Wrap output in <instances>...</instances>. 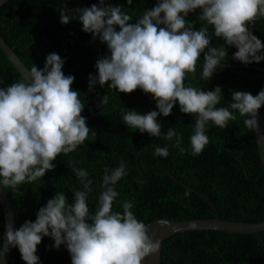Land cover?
Here are the masks:
<instances>
[{"label":"clouds","instance_id":"obj_1","mask_svg":"<svg viewBox=\"0 0 264 264\" xmlns=\"http://www.w3.org/2000/svg\"><path fill=\"white\" fill-rule=\"evenodd\" d=\"M132 4L133 0H127L129 7ZM127 9L108 0L91 7L68 9L66 4L59 9L61 24L77 20L93 41L98 39L107 47L108 54L95 64L96 74L89 75V93L96 85H107L119 93L140 89L150 94L157 110L141 114L128 109L122 115L129 128L152 137H160L159 117L170 116L178 102L182 113L195 115L190 136L193 156L209 144L210 123L227 128L238 114L250 132H260L264 90L255 96L233 91L230 104L217 107L224 99L220 86L205 91L186 85L185 80L189 74L195 79L201 54L200 78L204 81H210L225 63L229 48L237 49L231 59L244 65L264 61V43L249 27L264 17V0H156L134 22ZM197 9L199 20L213 26L214 36L222 38L227 49L213 46L208 28L197 30L187 19ZM65 63L59 54H48L42 69L34 64L23 79L0 86V187L15 190L43 178L55 169L57 157L73 153L89 138L90 128L81 115L85 102L72 88L75 77L62 71ZM108 101L105 94L100 103ZM174 137V146L179 147L181 134L170 128L165 139ZM154 155L166 158L169 149L157 146ZM76 163L69 162L83 190L74 191L73 202L57 191L39 208L34 222L25 221L18 229L9 224L0 241L18 248L25 264H41L37 246L45 237L54 241L49 250L63 246L69 252L71 264H142L156 255L160 241L137 219L134 201L123 202L114 210L119 196L116 185L128 174L126 162L104 169L94 212L88 206L93 180Z\"/></svg>","mask_w":264,"mask_h":264},{"label":"trees","instance_id":"obj_2","mask_svg":"<svg viewBox=\"0 0 264 264\" xmlns=\"http://www.w3.org/2000/svg\"><path fill=\"white\" fill-rule=\"evenodd\" d=\"M128 8L133 22L144 10L156 5V0H108ZM99 0H8L0 7V34L21 61L30 69L34 64L42 69L48 54L57 53L66 63L65 75L75 77L73 90L82 94L85 109L81 113L90 128L89 138L76 151L61 155L54 161L55 169L43 178L18 186L15 190L5 188L15 212V229L25 221H35L36 213L53 198L63 192L73 202L74 191L83 190L69 162L89 173L93 188L88 206L95 211L101 191L104 169L118 167L126 162L127 176L116 185L119 192L114 210L126 201H134L133 212L144 223L156 219L193 220L213 218L212 201L222 219L230 221L260 222L264 220V168L258 152L254 132H250L237 114L227 128L210 123L207 129L209 144L201 154H191L190 136L195 126V115L173 108L168 117H159L160 137L147 132L141 134L124 124L123 113L135 109L141 114L157 110L150 94L137 89L132 93L101 88L96 85L88 92L89 75L96 74L95 64L107 53V47L92 35L82 31V24L73 20L61 24L59 9L91 7ZM200 10L190 13L188 20L197 30L207 27L212 35V45L228 46L222 38L214 36V28L200 21ZM253 34L264 43V17L250 23ZM237 51L228 49L224 64L244 65L231 59ZM204 63L203 54L197 63L195 79L189 74L186 85L205 91L220 86L224 99L217 107L230 104L233 91L257 95L263 81V73L253 68L221 66L210 81L200 78ZM264 67V61L252 63ZM23 79L0 49V86L7 87ZM107 94V104L100 103ZM179 132V147L175 137L169 141L165 136L169 129ZM157 146L169 149L165 158L154 155ZM185 149L181 152L180 149ZM187 193V195H186ZM4 234V214L0 204V237ZM54 243L45 237L37 246L41 264H70L69 252L61 246L49 250ZM2 241H0V247ZM9 264H25L18 248H12ZM161 264H264V230L255 233H230L221 230H201L176 233L162 242Z\"/></svg>","mask_w":264,"mask_h":264},{"label":"water","instance_id":"obj_3","mask_svg":"<svg viewBox=\"0 0 264 264\" xmlns=\"http://www.w3.org/2000/svg\"><path fill=\"white\" fill-rule=\"evenodd\" d=\"M8 0H0V7L7 2ZM199 10V9H197ZM0 49L8 58L10 63L17 69V71L24 78L28 74V70H30L17 56V54L13 51V49L9 46V44L4 40V38L0 34ZM222 66L234 67V68H253L259 70L263 73V81L261 83L259 92L264 90V67L250 64V65H231V64H223ZM258 92V93H259ZM259 126L260 132H254L258 152L261 158V162L264 168V106L259 109ZM199 195L203 196L210 202V205L214 211L213 218H205V219H193V220H173V219H156L151 222L145 223L148 227V234L155 240L160 241V250L154 255L146 258L142 264H161V250H162V242L171 237L176 233H185L191 231H201V230H221L230 233H255L264 230V220L260 222H243V221H230L226 219L220 218L215 205L212 203L210 199H208L205 195L198 192ZM0 204L2 207V211L4 214V232L6 231V227L11 224L15 228V212L13 210L12 203L8 194L6 193L3 187H0ZM3 251L0 252V264H9L12 248L8 246L5 241H2ZM2 247V246H1ZM71 264V262H70Z\"/></svg>","mask_w":264,"mask_h":264}]
</instances>
